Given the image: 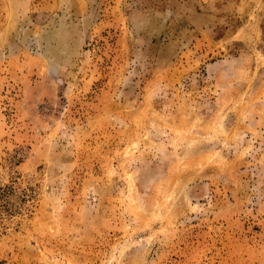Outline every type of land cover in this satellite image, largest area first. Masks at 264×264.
<instances>
[{"label": "rangeland", "instance_id": "1", "mask_svg": "<svg viewBox=\"0 0 264 264\" xmlns=\"http://www.w3.org/2000/svg\"><path fill=\"white\" fill-rule=\"evenodd\" d=\"M0 264H264V0H0Z\"/></svg>", "mask_w": 264, "mask_h": 264}]
</instances>
